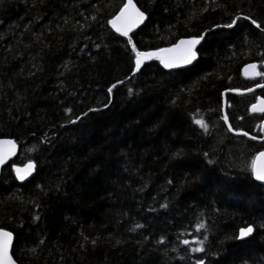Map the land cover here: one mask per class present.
Listing matches in <instances>:
<instances>
[{
  "label": "trees",
  "instance_id": "trees-1",
  "mask_svg": "<svg viewBox=\"0 0 264 264\" xmlns=\"http://www.w3.org/2000/svg\"><path fill=\"white\" fill-rule=\"evenodd\" d=\"M124 1L0 0V137L36 163L23 183L11 164L0 177L14 258L264 264V140L222 115L223 90L249 84L243 64L264 63V0H135L147 19L130 38L110 26ZM201 35L193 64L134 71L133 45ZM250 100L227 94V112L260 136Z\"/></svg>",
  "mask_w": 264,
  "mask_h": 264
},
{
  "label": "water",
  "instance_id": "water-1",
  "mask_svg": "<svg viewBox=\"0 0 264 264\" xmlns=\"http://www.w3.org/2000/svg\"><path fill=\"white\" fill-rule=\"evenodd\" d=\"M147 19V13L141 9L135 0H125L117 13L110 19L111 28L119 35L131 37V33L141 27ZM235 21V20H234ZM203 40L201 36H184L170 45L160 46L155 49L138 50L134 45L135 59L134 71L138 72L145 63L159 61L165 70L187 67L198 58L197 48ZM245 76L256 77L259 75L257 62H247L242 66ZM264 87V82L258 83L248 89L227 88L222 92V114L227 129L234 135H243L259 141L264 140V118L261 121L262 136H255L245 130H235L230 122L227 112V94L241 95ZM249 111L251 113L264 114V96L258 95ZM20 144L13 137H0V177L3 168L11 164L15 178L23 183L31 178L36 171V163L28 160L24 163H16ZM253 177L256 182L264 185V150L259 151L253 162ZM253 233V226L241 227L238 231L240 239L248 238ZM14 233L4 227H0V264H19L12 254Z\"/></svg>",
  "mask_w": 264,
  "mask_h": 264
},
{
  "label": "flooded vegetation",
  "instance_id": "flooded-vegetation-1",
  "mask_svg": "<svg viewBox=\"0 0 264 264\" xmlns=\"http://www.w3.org/2000/svg\"><path fill=\"white\" fill-rule=\"evenodd\" d=\"M247 62H257V64H258V69H259V75L258 76H256V77H249V76H244V77H246V78H250V81H249V84L247 85V86H244V87H239L240 89H248V88H251V87H253V86H255L256 84H258V83H262V82H264V66H262L261 65V63L258 61V60H251V61H247ZM247 62H245V63H247ZM244 63V64H245ZM243 64V65H244ZM241 72H242V69H241ZM243 74V73H242ZM262 91H264V87H262V88H260V89H256V90H254V91H251V92H248V93H245V94H241V95H239V96H249L250 98H251V100L249 101L250 103L248 104V110H249V107H250V105L253 103V102H255L256 101V99H257V96L258 95H263L262 94ZM264 96V95H263ZM251 113V112H250ZM252 114H257V115H262L261 116V119H262V117H263V115L264 114H259V113H252ZM260 127H261V124H260ZM235 130H242L241 128H234ZM229 131V130H228ZM262 131V130H261ZM232 134V133H231ZM262 134H263V131H262ZM255 136H258V135H255ZM261 136V135H260ZM254 140H256V139H254ZM256 141H258V140H256ZM261 150H264V149H261ZM261 150H259V151H261ZM258 151V152H259Z\"/></svg>",
  "mask_w": 264,
  "mask_h": 264
},
{
  "label": "rangeland",
  "instance_id": "rangeland-1",
  "mask_svg": "<svg viewBox=\"0 0 264 264\" xmlns=\"http://www.w3.org/2000/svg\"><path fill=\"white\" fill-rule=\"evenodd\" d=\"M261 65L264 66V63H262ZM243 130H244V129H243ZM250 134H252V133H250ZM252 135H254V134H252ZM252 167H253V165H252Z\"/></svg>",
  "mask_w": 264,
  "mask_h": 264
},
{
  "label": "bare ground",
  "instance_id": "bare-ground-1",
  "mask_svg": "<svg viewBox=\"0 0 264 264\" xmlns=\"http://www.w3.org/2000/svg\"><path fill=\"white\" fill-rule=\"evenodd\" d=\"M232 125V124H231ZM233 127V126H232ZM234 128V127H233ZM249 133V132H248ZM247 137V136H246ZM252 139V138H251Z\"/></svg>",
  "mask_w": 264,
  "mask_h": 264
}]
</instances>
